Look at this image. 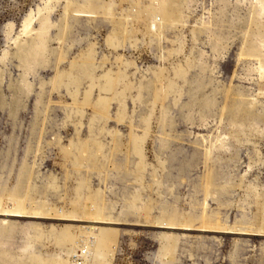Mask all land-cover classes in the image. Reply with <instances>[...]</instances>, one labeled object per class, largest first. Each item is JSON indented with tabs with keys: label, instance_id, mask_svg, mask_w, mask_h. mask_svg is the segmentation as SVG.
<instances>
[{
	"label": "rangeland",
	"instance_id": "374dc122",
	"mask_svg": "<svg viewBox=\"0 0 264 264\" xmlns=\"http://www.w3.org/2000/svg\"><path fill=\"white\" fill-rule=\"evenodd\" d=\"M92 220L84 264H264V0H0V264Z\"/></svg>",
	"mask_w": 264,
	"mask_h": 264
},
{
	"label": "bare ground",
	"instance_id": "6f19581e",
	"mask_svg": "<svg viewBox=\"0 0 264 264\" xmlns=\"http://www.w3.org/2000/svg\"><path fill=\"white\" fill-rule=\"evenodd\" d=\"M30 23H31V21H28V22L25 24V28H27V27L30 25ZM10 201L12 202L13 207L11 208V210H10V209H6L7 212H9V213H12V212L15 213V212L20 211L19 208H16L17 204L14 203L15 199L12 198V199H10ZM13 203H14V204H13ZM84 224H85V223H84ZM88 224H89L90 226H88V227H84V228H81L82 235H83V237H81V239H82L81 242H83V239H84V240H88L86 245L84 244L85 242L82 243V244H84V246H87V245H88L89 241L92 239L93 236H95V234L98 233V230H99V228H98L99 223L94 222V220H92L91 222H88ZM96 225H97V226H96ZM81 239H80V240H81ZM80 244H81V243H80ZM84 259H85V257H84Z\"/></svg>",
	"mask_w": 264,
	"mask_h": 264
},
{
	"label": "built area",
	"instance_id": "2783aa9c",
	"mask_svg": "<svg viewBox=\"0 0 264 264\" xmlns=\"http://www.w3.org/2000/svg\"><path fill=\"white\" fill-rule=\"evenodd\" d=\"M87 255V248L84 245H80L79 248L72 255V261L74 264H84V257Z\"/></svg>",
	"mask_w": 264,
	"mask_h": 264
}]
</instances>
